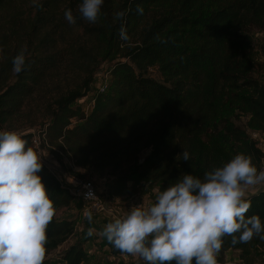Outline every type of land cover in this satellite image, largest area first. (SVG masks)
<instances>
[{
    "label": "trees",
    "instance_id": "16d2710c",
    "mask_svg": "<svg viewBox=\"0 0 264 264\" xmlns=\"http://www.w3.org/2000/svg\"><path fill=\"white\" fill-rule=\"evenodd\" d=\"M13 1L0 0V11L10 10ZM61 1L38 5L24 36L13 21L1 37L5 130L17 131L34 151V132L40 131L57 160L63 155L54 148L84 170L112 177L108 195L143 197L154 191L150 205L182 173L202 178L237 153L249 155L261 169L264 150L249 131L264 132V83L253 76L250 51L252 28L264 29V0H103L94 23L79 13L81 0H63L75 23L65 19V10L56 16ZM69 28L78 32L70 35ZM21 50L25 65L16 72L12 59ZM104 63H109L108 86L85 111L77 101L91 92ZM240 116L247 117L245 127L236 123ZM40 175L55 209L46 228L42 264H48L47 255L76 227L75 219L60 218L59 212L83 202L43 162ZM245 198L251 202L246 218L257 214L264 221V186ZM101 219L90 223L96 242L111 256L128 255L103 235L114 218ZM222 241L218 263L232 251L240 264H264V239L254 235L233 244L226 235ZM88 259L77 243L55 264ZM138 264L149 262L140 258Z\"/></svg>",
    "mask_w": 264,
    "mask_h": 264
},
{
    "label": "clouds",
    "instance_id": "9594fccd",
    "mask_svg": "<svg viewBox=\"0 0 264 264\" xmlns=\"http://www.w3.org/2000/svg\"><path fill=\"white\" fill-rule=\"evenodd\" d=\"M102 4L103 0H81L78 10L94 23ZM64 17L75 23L71 9H65ZM120 38L127 39L123 28ZM12 65L16 72L23 70V50L13 57ZM181 154L189 161L187 150ZM41 168V157L26 147L17 131L0 130V264L43 262L46 228L55 209ZM262 182L264 169L258 170L249 155L237 153L202 178L182 173L159 191L149 207L133 204L126 215L107 223L103 235L115 248L149 264H217L223 236H231L233 244L254 235L264 239L261 217L245 216L251 203L245 190ZM85 216L92 221L90 211Z\"/></svg>",
    "mask_w": 264,
    "mask_h": 264
},
{
    "label": "rangeland",
    "instance_id": "374dc122",
    "mask_svg": "<svg viewBox=\"0 0 264 264\" xmlns=\"http://www.w3.org/2000/svg\"><path fill=\"white\" fill-rule=\"evenodd\" d=\"M46 0H14L10 10L5 9L0 11V55L3 52L1 39L3 35L9 32V24L14 22V26L17 28L20 37L24 36L23 32L29 29V24L31 20L36 17L37 14V6L41 5V3L45 2ZM66 3L63 0L60 2L58 9L56 10L55 15L59 16L62 11L65 10ZM48 11V8H44ZM16 14V19L13 20L14 15ZM72 25V24H71ZM70 25V26H71ZM78 32L76 28H69L70 35H75ZM251 34L253 36V46L250 51L251 60L254 65L253 69V76L259 79L261 82L264 83V29L252 28ZM5 41V40H3ZM7 41V40H6ZM33 44V43H32ZM62 43L59 47H62ZM109 70V63L102 64L98 71L99 76L97 77V81L91 86V92L85 97L77 101V104H80L85 111H89L93 102V97L98 91V82H100L101 78L107 73ZM247 121L246 116H240L236 118V123L245 127ZM1 129H6L5 127L1 126ZM261 149L264 150V144L261 145ZM58 168H55V172L59 175L61 181L65 184L66 178L62 175H66V177H70L72 179L73 176H78L86 179L94 180L98 190L103 193L107 194L105 187L108 183L112 181V177L108 175L100 176L98 173L94 172L93 170H81L76 171L73 169L71 162L69 161L68 157L65 155L63 156L62 160H57L55 163ZM261 169H264V161L262 162ZM61 173V175H60ZM264 186V182L247 186L245 190V197L248 195L258 191L260 188ZM154 191L143 195V197H134L131 196H123V197H113L108 195L107 200L108 204L112 207L113 211L117 214L118 217L124 216L129 211L130 206L133 204H140L142 203L145 208L150 206L152 201V196L154 195ZM84 212V205L82 207H78L72 204L69 207L62 209L59 212L60 218H72L76 221V227L74 234L70 236V238L62 244L59 248L52 251L47 257L44 259L45 263L48 264H55L61 262L62 254L64 251L70 247L71 245L81 243L85 246L87 251L89 252V259L87 262H83L82 264H108L109 262H115L117 264H138L140 261L139 256H134L131 254L122 255L119 257H114L108 254L106 248L100 246L99 242H96L95 235L97 234L96 229L90 228V223L92 221L99 222L102 221L101 216L100 218H94L92 216V221L89 222L87 217L85 216ZM111 217V216H105ZM113 218V217H112ZM89 229L92 230L91 235H89ZM90 236L91 239L87 240V237ZM232 252V251H231ZM234 255V253H233ZM231 253H228L229 258H234ZM234 261V260H233Z\"/></svg>",
    "mask_w": 264,
    "mask_h": 264
},
{
    "label": "built area",
    "instance_id": "2783aa9c",
    "mask_svg": "<svg viewBox=\"0 0 264 264\" xmlns=\"http://www.w3.org/2000/svg\"><path fill=\"white\" fill-rule=\"evenodd\" d=\"M109 81V73H105V75L101 78L98 83V91L103 92L107 86ZM0 130H4L1 129ZM40 131L35 130L33 136V147L36 149L37 154L41 157V161L45 164V166L54 174L58 175L55 172V154L49 151V144L44 135H40ZM250 135L253 139L258 141V146L261 148V145L264 144V132L259 131H249ZM55 151L60 152L61 155L64 156L63 152L54 148ZM73 166V169L78 166L74 165V163L69 160ZM72 182L63 183L68 187L69 192L75 197L82 200L84 205V212H91L93 217L98 216H111L113 218H117V214L113 211L112 207L108 204L107 196L108 193L103 194L98 190V187L94 180L86 179L78 176L72 177ZM106 189V187H105ZM88 191H92L94 194L88 198H85V193ZM217 264H221L218 263Z\"/></svg>",
    "mask_w": 264,
    "mask_h": 264
},
{
    "label": "crops",
    "instance_id": "0c3cea01",
    "mask_svg": "<svg viewBox=\"0 0 264 264\" xmlns=\"http://www.w3.org/2000/svg\"><path fill=\"white\" fill-rule=\"evenodd\" d=\"M55 166H56V168H58L59 169V167L55 164ZM74 170H76V171H81V170H84V169H82V168H80V167H77V168H75ZM60 175H61V173H60ZM62 176H64L65 178H66V182H68V183H70V182H72V180L70 179V177H66V175H62ZM57 177L60 179V177H59V175H57ZM61 180V179H60ZM63 182V181H62ZM64 183V182H63ZM134 197H136V196H131V198H134ZM138 205V204H137ZM228 253H231L232 255H233V252H231V251H227L226 253H225V256H224V260H223V263H221V264H240L239 263V261H238V259L236 258V256H235V254L233 255V256H235L234 258H229L228 257ZM234 260V261H233Z\"/></svg>",
    "mask_w": 264,
    "mask_h": 264
}]
</instances>
